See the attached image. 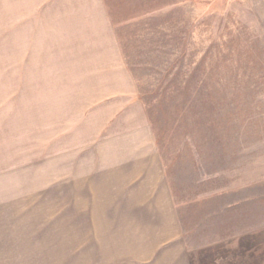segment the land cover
Here are the masks:
<instances>
[{
	"label": "rangeland",
	"instance_id": "rangeland-1",
	"mask_svg": "<svg viewBox=\"0 0 264 264\" xmlns=\"http://www.w3.org/2000/svg\"><path fill=\"white\" fill-rule=\"evenodd\" d=\"M213 2L111 0L175 198L194 208L192 246L239 227L219 207L264 200V0ZM49 61L0 63V264H134L118 258L120 247L132 251L127 242L87 240L96 226L53 215L68 197L55 181L60 191L69 184L54 181L55 155L89 138L93 124L66 111L77 97L64 91L78 82Z\"/></svg>",
	"mask_w": 264,
	"mask_h": 264
},
{
	"label": "crops",
	"instance_id": "crops-1",
	"mask_svg": "<svg viewBox=\"0 0 264 264\" xmlns=\"http://www.w3.org/2000/svg\"><path fill=\"white\" fill-rule=\"evenodd\" d=\"M111 8V0H0V50L6 58L0 63L53 59L67 65L70 81L78 83L64 95L77 99L63 105L80 113L77 124H93L78 147L55 155L54 181L69 184L67 192L60 191L55 181L56 192L68 197L54 206V217L64 212L70 225L96 226L99 232H87V240L127 242L132 251L119 244L118 258L134 264H264V200L257 208L247 198L219 207L233 211L229 222L239 227L208 243L190 244L186 227L193 205L182 201L180 206L175 198ZM66 74L61 79L66 81ZM7 207L1 200L0 209Z\"/></svg>",
	"mask_w": 264,
	"mask_h": 264
},
{
	"label": "trees",
	"instance_id": "trees-1",
	"mask_svg": "<svg viewBox=\"0 0 264 264\" xmlns=\"http://www.w3.org/2000/svg\"><path fill=\"white\" fill-rule=\"evenodd\" d=\"M219 1H222V0H214V2L211 3V4H212V5H215L214 3H216V2H217V4H218ZM128 58H129V59H128ZM127 59H128V61H129V63H130L131 65L134 64L132 60L130 61V57H129V56H127ZM132 67H133V65H132ZM133 71H134V70H133ZM134 72H135V71H134ZM138 79H139V78H138ZM149 116H150V115H149ZM150 120H151V123H152V125H153V129H154L155 133H157V131H156V127H155V122H154L153 118H151V116H150Z\"/></svg>",
	"mask_w": 264,
	"mask_h": 264
}]
</instances>
